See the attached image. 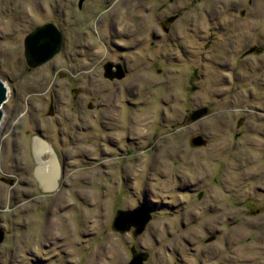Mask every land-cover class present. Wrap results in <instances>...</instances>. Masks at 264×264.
Listing matches in <instances>:
<instances>
[{
	"label": "rangeland",
	"instance_id": "obj_1",
	"mask_svg": "<svg viewBox=\"0 0 264 264\" xmlns=\"http://www.w3.org/2000/svg\"><path fill=\"white\" fill-rule=\"evenodd\" d=\"M263 6V0L256 7L250 0H0V79L7 87L0 264H127L132 246L147 250L144 264H264ZM46 21L61 24L66 47L33 66L25 38ZM118 46L134 48L122 55L131 57L129 87L138 92L128 101L136 105L129 109L132 160L125 167L132 198L123 197L132 204L116 203L120 172L109 161L115 154L102 157L103 167L69 160L61 191L38 195L32 134L63 130L72 138L66 135L61 147L70 157L95 156L96 141L75 135L72 124L73 114L89 122L97 109L72 92L69 80L87 66L84 87L102 85L101 59L116 57ZM114 95L106 101L112 116L127 106ZM148 188L158 203L154 218L139 234L117 232L115 210L144 205Z\"/></svg>",
	"mask_w": 264,
	"mask_h": 264
},
{
	"label": "flooded vegetation",
	"instance_id": "obj_2",
	"mask_svg": "<svg viewBox=\"0 0 264 264\" xmlns=\"http://www.w3.org/2000/svg\"><path fill=\"white\" fill-rule=\"evenodd\" d=\"M250 1H251V3H254V7H256L260 2V0H250ZM263 2H264V0H263ZM80 6H82V5H80ZM263 8H264V6H263ZM175 15L178 16L179 14H175ZM175 15H172V16L174 17ZM172 16L166 17L162 20V24L165 28H167L168 25H170L171 22L173 21ZM48 22L53 23L52 21H46L43 24L48 23ZM54 24L60 29V31L62 32V35H63V44H62V47L60 50V52H61L66 47L64 45L65 34L62 31L61 24H56V23H54ZM110 28H111V26H110ZM115 30L116 29H113L112 32H110V33L113 34ZM105 32L106 31H104V34H105ZM116 48H117V50L119 49L116 52V54L114 52H112V54L116 55V57L113 55L112 56L109 55V56H106L107 58L106 57H103L102 59L100 58L102 61L101 62L102 64H101V66L99 64V68L101 69L100 72H102V75L104 76V78L100 77V79H99L102 82V85L101 84H99V85L95 84V88L84 87L85 85L83 84L82 81L85 80L86 77L88 76V73L91 72V71H89V69H92L91 67L89 68L87 66H82L79 69L78 74L84 73L80 77V79H74L73 81L69 80L76 85V87H75L76 89L75 88L72 89V92L73 93L75 92L74 94L78 97L83 93L84 94L83 96H86L87 102H89L88 106L92 108V106L94 104L95 105L94 108L97 109V111L95 113L88 116L89 122H85V120L83 118H81L80 115H79V117L77 116L78 120H75V117H76L75 114H73L74 119L72 118L73 122L75 123V126L72 124V128L74 129V127H76V129H77L76 131H74L75 135H77V133L81 132V134H86L85 138L89 142L92 139L96 141L95 147H94L95 152H96L95 156L90 157L87 155V153L80 152V153L75 154L74 157H70L69 154L67 152H65L61 147L62 146L65 147L63 140L65 139L66 135H67V137H66L67 140L68 139L71 140L72 138L70 136L68 137V133H66L63 130L58 131V132L54 131V133L52 132V134H53L52 136H49L48 134H46L47 132L45 133L43 131H38V130H35L34 133L32 134L31 143H32V137L34 135H38L50 143V145L54 148V150L57 154V157L59 160V165H60V176L58 178L57 188L53 191L42 190V188L39 184V181L37 180V178L34 175V170H35L36 164H35V161H34V158L32 155L31 144H30V153H31L32 160H33V167L31 170V174H32L33 180L35 181L34 182L35 190H36L38 195H49V194H54V193H58L61 191V189L65 186L62 178H63L65 170L68 166L69 160L70 161L76 160L80 164L88 165L91 167L92 166H99L101 164L102 165L101 167H103L106 164L103 163L102 159H104V158H102V157H110V156L116 155L114 157L116 159V161H113L112 159L109 160V161H112L110 163L113 164V166H116V168H118V170L120 172V176L118 177V179L116 181L117 184H118V182H120L119 189L117 190V193L115 194L117 199H119L116 201V203H119L122 206L124 205L125 202L128 204H132L130 200H126L123 197L125 195V197L128 199L132 198L131 194H128L129 190H130L129 185L131 183L130 182L131 176H128L125 174V169H126L125 167H127L128 166L127 164L132 160V159L129 160L126 158L127 156L132 154L131 152H132V145H133L130 143L131 139L127 135L132 128V126H130L131 125L130 120H131L132 111L130 110L131 111L130 112L129 109L132 108V110H133V108L136 105L130 104L132 101H130V102H128V101H129V99H131L133 97L136 98L138 95V92L137 93L134 92L133 89L129 87V83H132L135 80L133 77L134 73H132V71L134 69L132 68L133 64L131 62L132 61L131 57L128 56V58H126L122 54H126V53L129 54L132 51V49H134V48H133V46H118ZM258 48L253 46L251 48V50H255ZM110 49H114V48L111 47ZM107 52H108V50H107ZM68 53L70 55L69 56L67 55L66 58L74 59L72 52H68ZM127 60H128V62H127ZM35 64H36V61H34L32 65L34 66ZM130 65H131V67H129ZM148 81H149V79L147 77H143L142 84L146 85V84H148ZM76 92H77V94H76ZM114 92H116V95L117 94L122 95L121 101L127 102L128 108L126 106L125 111H122L123 112L122 114H117L115 116H112L106 101H109L111 99V97L115 96ZM103 96H105L104 99L100 100V98ZM51 111L54 112L53 106L51 108ZM67 122H69L68 117H67ZM79 123H83V125L82 124L80 125ZM88 123H90V124H88ZM112 130L118 131L120 133L123 132V134H125V135H123L119 140L118 138L112 136L111 135L112 133H109ZM68 131H69V128H68ZM75 144H77V143L75 142ZM75 148H78V145H75ZM106 148L108 149V152L104 151V149H106ZM110 151H111V153H110ZM45 154H46V158L43 157V156H45ZM42 158L45 161L48 160L50 158V153L48 151L44 152L42 154ZM18 171L21 172V169H18ZM103 172L105 175L109 174V173H107L106 167L103 169ZM97 173H99V175H100L99 170ZM10 182H13V181L10 180ZM124 187L126 189L125 193H123ZM144 197L149 198V199L147 198V200L145 202L144 201L142 202V203H144V205H135L133 207L126 206L125 208L120 206L115 210V215L113 217L112 223H113L114 229L117 232L134 231L135 233L139 234L146 228L148 223H150V221L154 218L155 215L153 212L156 208H153V205H157L158 203L155 202L156 200H153V197H156V196L153 195V191H151L148 188L145 191ZM151 197H152V200H151ZM137 202L140 203L139 200ZM173 208H175V207H173ZM135 210H138V211L140 210V211L145 212V214H146L145 217H147V220L145 222H143L144 214L143 213L140 214V211L137 213V216H134L133 212ZM120 225L123 226V228H120L121 230H119V228H118ZM156 245H158V243ZM130 251H131L130 260L127 264H135L134 261H137L136 263H139V264H144L145 262H147L149 260V256L147 255V250L137 249L136 247L132 246L130 248ZM180 262H181L180 264H184V262L182 260H180ZM199 263H201V262H199ZM192 264H194V262H192Z\"/></svg>",
	"mask_w": 264,
	"mask_h": 264
},
{
	"label": "water",
	"instance_id": "obj_3",
	"mask_svg": "<svg viewBox=\"0 0 264 264\" xmlns=\"http://www.w3.org/2000/svg\"><path fill=\"white\" fill-rule=\"evenodd\" d=\"M83 0H81L82 2ZM25 57L28 64L32 65L34 61L40 65L58 54L63 44V35L59 28L51 23H45L37 26L26 38H25ZM7 99V87L5 83L0 79V124L3 117L2 106ZM200 113L198 112L193 116L195 118ZM196 143H201V138L195 139ZM31 151L35 161L34 175L39 181V184L44 191H53L57 188L58 178L60 176V165L57 154L54 148L45 139L38 135L32 137ZM48 151L50 158L43 160L42 154ZM140 211V210H139ZM138 210L133 212L134 216H137ZM143 213V222L147 220L145 212ZM139 214V215H140ZM123 228V226L118 227ZM2 240V232L0 231V241ZM135 264L137 261H134Z\"/></svg>",
	"mask_w": 264,
	"mask_h": 264
},
{
	"label": "bare ground",
	"instance_id": "obj_4",
	"mask_svg": "<svg viewBox=\"0 0 264 264\" xmlns=\"http://www.w3.org/2000/svg\"><path fill=\"white\" fill-rule=\"evenodd\" d=\"M68 12V11H67ZM68 15V14H67ZM48 19V18H47ZM248 50V49H247ZM102 64V63H101ZM198 75H200V74H198ZM139 90V89H138ZM145 92V91H144ZM133 100V99H132ZM135 100H138V99H135ZM141 100V99H140ZM147 103V102H146ZM139 105V104H138ZM147 105V104H146ZM138 113V112H137ZM129 122V121H128ZM115 123V122H114ZM97 124V123H96ZM135 125H137V124H135ZM98 127V126H97ZM107 132V131H106ZM119 145V144H118ZM138 178V177H137ZM127 248V247H126ZM5 260V259H4Z\"/></svg>",
	"mask_w": 264,
	"mask_h": 264
}]
</instances>
